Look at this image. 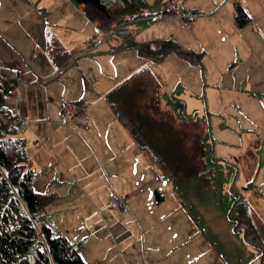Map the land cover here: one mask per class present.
<instances>
[{
    "label": "crops",
    "instance_id": "1",
    "mask_svg": "<svg viewBox=\"0 0 264 264\" xmlns=\"http://www.w3.org/2000/svg\"><path fill=\"white\" fill-rule=\"evenodd\" d=\"M231 1L181 0L178 7L184 8L186 13L184 19L177 17L176 25L169 28V35L164 39L173 40L179 46L181 54L171 51L158 60L196 58L210 60L211 57L215 59L216 53L228 51L226 58L240 60V65H245L248 60L254 59L259 54L260 57L256 60H263L264 66V0ZM235 3L241 5L249 16L247 23L242 26L237 24L235 18L236 12L234 14L233 9ZM49 4H58L62 8L58 11V16L60 15L61 18L59 21H48L43 14L45 12L43 8ZM83 7V4H78L74 0H35L34 2L33 0H0V65L17 71L18 74L17 112L26 120V127L21 135L25 138L29 165L34 170V180L41 187V191H36L50 194L52 202L59 204L62 210H67L69 206L78 209L82 221L78 222L77 236L81 235L82 239L74 235L72 240L82 242L81 255L87 264H239L240 260L236 258L238 254L234 252L231 260L227 254L215 250L202 235H198L196 239H192L191 235L166 237L172 243V249L170 247L169 251L160 257L150 253L147 259H140V252L134 249L135 246L131 252L125 253L131 243L121 247L122 249L114 254L102 245V242H107L111 246L105 241L108 235H114L117 242L123 241L125 237L129 239L127 235L123 239L119 236L118 231L123 233L126 225L121 223L118 228L116 224L119 223L121 214L114 212L115 215L109 212L112 219L108 220L97 212L101 210L98 203L102 199L109 203V195L112 191L115 190L124 197L126 206L135 211L138 218L143 214L145 217L152 210L164 209V204L170 203L171 199L176 201L177 198L172 187V178L155 163L154 157L145 152L141 143L136 140L134 130L132 132L130 130L135 128V125L127 123L124 119L126 116L122 113L123 106H119L123 104L120 103L121 100L127 99L129 93L131 94L128 85L130 80L136 83L138 79L152 77L159 87L160 80L150 69H147L149 73L142 71L147 68L144 66L136 69L124 80L119 79L109 69L106 70L107 75L93 72L92 65L96 62L101 63L102 60L90 59L84 55L86 54L84 52L106 54L110 45L105 47L107 45L105 41H110L112 47H115V38L111 35L104 41L105 37H96L95 29L100 27L99 21L90 20ZM176 7L175 5L174 9ZM171 13H175L174 10ZM193 14L201 16H196L192 22H187L190 19L185 16ZM162 17L170 18V16ZM198 23L200 25H196ZM202 24L206 32L199 36L200 41L195 40L196 37L192 34ZM181 27H184L192 38L182 39L179 34ZM18 29L21 31L20 35L18 33L19 36L26 35L34 47L41 51L40 59L33 65L48 66L46 61H49L53 66L52 69L40 73L28 67L27 63L22 68L18 60H14L20 56L25 57L20 50L24 45L14 37ZM91 33L94 34L92 39H90ZM8 36L13 41L4 39ZM137 39L143 38L137 35ZM96 40L103 41L95 43ZM101 45L103 49L100 48ZM136 49L137 58L133 60H148L147 58L155 55L153 53L147 56L140 51V47ZM185 55L190 59L187 57L185 59ZM125 58L131 59L129 56ZM157 64L155 67H159ZM75 68L83 70L86 89L84 95L72 90L76 84L72 82L73 78H69V72L72 73ZM44 79L49 82L54 80L51 83L53 86L43 84ZM60 80L68 82L70 80L71 87L65 88V83L60 84ZM175 80L187 89L191 87L190 79L184 82L174 76L165 80L168 82L166 84L168 90L174 89ZM263 83L264 81L248 87L261 93V90L264 91ZM57 85L60 86L55 89ZM122 85L124 88L117 91ZM161 95L163 96L162 93ZM59 98L67 101L76 100L77 103L86 106L84 115L87 116L89 125L64 122L58 103ZM48 101L53 103L48 105ZM167 101L161 99L162 109L175 114ZM134 108L137 110L139 106ZM141 127L143 129V125ZM258 169L264 173V165ZM100 181L103 184L99 183ZM101 185L104 190L102 194ZM252 187L255 188V184H248L243 189L250 190ZM178 201H181L180 197ZM182 205H179L181 213L185 211V206ZM84 210L91 211L84 214ZM178 213L179 210L174 207L169 214L175 217ZM84 239L95 241L88 250L83 242ZM189 239L190 243L195 245L194 249L177 248L178 242L182 243Z\"/></svg>",
    "mask_w": 264,
    "mask_h": 264
},
{
    "label": "rangeland",
    "instance_id": "2",
    "mask_svg": "<svg viewBox=\"0 0 264 264\" xmlns=\"http://www.w3.org/2000/svg\"><path fill=\"white\" fill-rule=\"evenodd\" d=\"M180 1L144 0V5L136 4L138 11L145 12L146 15L134 17L133 11H124L112 25L95 29V36L105 37L104 41L112 35L115 38V47H112L113 44L107 40L105 47L110 46L106 54L84 52L86 53L84 55L90 59L102 60L101 63L96 62L92 65L95 73L107 75L106 70L109 69L119 79L124 80L136 69L144 66L160 80V83L158 82L160 87L156 85L152 77L138 79L139 83H133L130 80L131 83L129 82L128 85L132 95L129 93L127 99L121 100L120 103L123 104H119L123 106L122 113H127L125 120L131 123L129 125L134 124V120H142V132L136 131V128L133 130L145 152L153 153L152 151L150 153L148 148L154 146L156 156L157 150H160L163 152L159 154V157H167L172 153L170 149H167L168 146H174L180 142V145L185 147L186 153L193 156L195 143H200L202 139L204 145L202 167L184 171L186 174L179 172L178 175H173L174 177L170 176L173 177L172 187L176 194V201L179 202L178 197L181 199L179 203L171 199L170 203L164 204V209L152 210L145 217L142 213L143 215L138 218V214L130 208L117 211L102 199L98 203L101 210L97 212L108 220L112 219L109 212L121 214L119 223L116 222V224L118 228L121 223L126 225L123 233L118 231L120 239H123L125 235L129 236L128 240L125 237L123 241L117 242L114 235V237L108 235L105 241H108L111 246L107 242H102V245L114 254L119 252L121 247L131 243L125 253L131 252L135 246L134 249L140 252V259H147L150 253L160 257L168 252L170 247L172 249V243L166 237L191 235L192 239H196L198 235H202L215 250L227 254L231 260H233L234 252L238 254L236 258L240 260L239 264H264V173L258 169L264 165V91L261 90V93H258L253 91L254 88L248 87L264 81L263 60H256L260 57L257 54L246 64L244 61L245 65H240V60L226 58L228 51L216 53L215 59L211 57L210 60L198 58L191 60L188 55L184 58L187 57L190 60H158L155 55L147 58L148 60H133L137 58L136 47L145 48L148 44L155 45L158 41L166 39L170 32L169 28L176 25V18L184 17L186 14L184 8L178 7ZM175 5L176 9H174ZM43 9L45 10L43 14L48 21L55 22L61 19L60 15L58 16V11L62 10L60 5L49 4ZM169 9L174 10L175 13H171ZM233 9L235 14V5ZM162 16H170V18ZM196 16L193 14L185 17L190 19L187 22H192ZM203 24L192 34L196 37L195 40L200 41L199 36L206 32ZM120 30H124L122 34L116 33ZM19 32L21 31L18 29L14 37L24 45L20 50L25 57L20 56L14 60H18L22 68L27 63L28 67L40 73H46L52 69L53 66L49 61H46L48 66L33 65L40 59L41 51L34 47L26 35L19 36ZM92 33L90 39L94 36ZM179 34L182 39L192 38L184 27L180 28ZM137 35L143 39H137ZM4 39L13 41L9 36ZM101 41L103 40H96L95 43ZM100 48L103 49V45ZM10 55L13 57L12 54ZM128 56L131 57L130 60H126L125 57ZM157 63L159 67H155ZM82 72L83 70L79 68L73 69L72 73L69 72V78H73L72 82L76 84L72 90L80 95L86 92L85 76ZM174 76L184 82L190 79L191 87L187 89L175 80L174 89L168 90L166 86L168 82L165 80ZM53 81L44 79L43 84L50 86ZM61 82L65 83V88L71 87L70 80L69 82L60 80L59 83ZM59 86L57 85L55 89ZM161 93L164 101L168 100L167 103L175 114L169 110H163L161 101L159 103L156 98H153L154 96L158 98ZM18 100L19 93L14 98L15 114H19ZM61 101L62 98H59L58 103ZM68 102L77 103L76 100ZM52 103L47 102L48 105ZM136 106H139L137 110L134 108ZM22 132L16 133L21 135ZM248 184H255V188L244 190L243 187ZM33 189L41 191V187L34 179ZM100 191L101 194L104 193L102 185ZM181 204L185 206L183 213L180 212ZM174 207L179 210L175 217L169 214ZM239 207H244L247 211L241 214ZM66 209L62 210L59 204L50 200L42 207L41 213L44 214L45 221L51 225L54 233L65 235L72 240L74 235H78V222L82 221V217L78 214V209L72 206ZM88 211L84 210V214H88ZM77 237L82 239L81 235ZM83 242L88 250L95 241L84 239ZM177 244L178 249L195 248V245L190 243V239Z\"/></svg>",
    "mask_w": 264,
    "mask_h": 264
},
{
    "label": "trees",
    "instance_id": "3",
    "mask_svg": "<svg viewBox=\"0 0 264 264\" xmlns=\"http://www.w3.org/2000/svg\"><path fill=\"white\" fill-rule=\"evenodd\" d=\"M74 1L83 4L87 17L98 20L100 26L112 25L124 11H133L134 17L146 15L135 6L144 5V0ZM235 7L237 24L242 26L249 16L238 3ZM140 51L147 56L154 53L158 59L171 51L181 54L179 46L171 39L158 41L155 45L148 44ZM143 70L149 73L147 68ZM18 86L17 71L0 65V264H87L81 255L82 242L54 233L41 213L42 207L51 200V195L33 189L34 170L29 165L25 138L18 135L16 132L19 131L10 124L19 117L13 111ZM123 88L122 85L117 91ZM153 98L160 103L163 96L160 94L158 98ZM134 124L136 131L142 132V120H134ZM130 130L132 132L133 128ZM198 143H195L193 156L186 153L180 142L168 146L172 153L167 157H159L163 152L160 150H157L156 156L154 146H149L148 150L155 154L152 157L164 172L176 176L179 172L202 167L203 140ZM239 208L241 214L247 211L244 207Z\"/></svg>",
    "mask_w": 264,
    "mask_h": 264
},
{
    "label": "built area",
    "instance_id": "4",
    "mask_svg": "<svg viewBox=\"0 0 264 264\" xmlns=\"http://www.w3.org/2000/svg\"><path fill=\"white\" fill-rule=\"evenodd\" d=\"M171 2H177L178 0H169ZM124 30H120L116 33L122 34ZM114 33V32H113ZM60 108L62 112V118L64 122H74V124L88 126L89 120L84 115V106L81 103H72L62 100L60 102ZM10 124L18 131H22L25 128L26 120L18 117L16 120L11 121ZM109 205L112 209L117 211H125L127 206L124 197L117 191H112L109 195Z\"/></svg>",
    "mask_w": 264,
    "mask_h": 264
}]
</instances>
